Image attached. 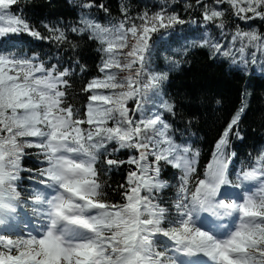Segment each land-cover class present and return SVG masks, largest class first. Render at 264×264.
Listing matches in <instances>:
<instances>
[{"label": "snow or ice", "instance_id": "snow-or-ice-1", "mask_svg": "<svg viewBox=\"0 0 264 264\" xmlns=\"http://www.w3.org/2000/svg\"><path fill=\"white\" fill-rule=\"evenodd\" d=\"M20 2L0 0V38L27 33L77 48L60 28L45 24L52 35L42 36L13 11ZM195 3L222 37L226 12L245 22L264 20V0H213L227 4L224 10ZM78 6L70 31L96 42L102 54V75L82 88L88 94L83 112L69 101L74 69L0 50V264H264V151L234 178L230 172L229 137L243 138L236 129L246 104L201 173L200 151L177 142L165 119L175 115V103L161 91L167 73L148 70L153 34L185 21L166 8L131 16L122 5V19L102 23L92 9L108 13L103 3ZM199 46L246 67L264 54V34L237 25L228 45L206 33ZM29 149L37 150L41 167L29 177L39 186L24 198L18 182L33 171L22 166ZM123 150L132 153L127 160L113 158ZM125 164L132 167L118 186L122 202H113L103 176ZM165 167L178 174L170 207L162 197L172 186L162 177ZM29 210L35 220L5 231Z\"/></svg>", "mask_w": 264, "mask_h": 264}, {"label": "trees", "instance_id": "trees-1", "mask_svg": "<svg viewBox=\"0 0 264 264\" xmlns=\"http://www.w3.org/2000/svg\"><path fill=\"white\" fill-rule=\"evenodd\" d=\"M94 2L103 3L109 10L105 13L99 8L92 9L93 17L102 23H107L109 19H122V5H127L131 16L145 11L155 13L161 8H166L168 13L178 14L185 21L184 24H177L153 34L150 41L152 50L148 70L167 73V80L163 82L161 91L164 99L175 103V115L165 113V119L172 125L177 142L189 144L193 149L200 151L199 171L202 173L204 165L211 158L215 143L230 119L242 104H246L236 129L243 138H237L235 135L229 137L228 151L235 153L230 164V172L234 178L241 169L252 165L254 158L264 151V64L261 63L264 61V54L257 53V62L248 63L245 67L233 64L231 59L222 55H213L211 49L200 47L199 42L207 33L213 41L228 45L237 25L244 30L252 28L264 34V20L257 18L245 22L231 16L230 11L226 12L224 19L228 35L222 37L217 28L204 21L203 8L196 5L195 0H94ZM204 2L217 10L229 8L227 4H214L213 0ZM80 3L81 0H21L18 6L13 7L17 15L25 18L44 37L52 35L44 27L45 24L64 30L71 43L78 45L76 49L73 50L68 43L58 44L51 39L41 40L21 33L0 38V50L11 48L29 56L34 55L45 64L59 60L62 67L74 69L70 77L72 87L69 90V101L83 112L88 94L83 92L82 88L93 77L102 75L98 70L102 54L96 50L98 47L96 42L78 37L70 31V26L76 25L81 15L78 6ZM76 60L79 61V65L75 63ZM80 65L85 68L83 72L80 71ZM129 106H133V102H129ZM146 107L155 110L152 104ZM137 115L139 116V113ZM28 151L31 154L24 157L22 166L33 171L22 172L21 180L18 182L24 198H27L32 186L36 185V181L29 177L34 176L35 170L41 167V158L37 155V150ZM130 155H132L130 151L123 150L114 153L113 158L127 160ZM131 167L125 164L105 173L103 179L109 185L108 199L122 202L118 186L124 183ZM177 175V171L171 167H165L162 173V177L172 185L162 193L163 200L169 207L170 200L175 197Z\"/></svg>", "mask_w": 264, "mask_h": 264}, {"label": "rangeland", "instance_id": "rangeland-1", "mask_svg": "<svg viewBox=\"0 0 264 264\" xmlns=\"http://www.w3.org/2000/svg\"><path fill=\"white\" fill-rule=\"evenodd\" d=\"M208 222V221H207ZM209 224V223H208Z\"/></svg>", "mask_w": 264, "mask_h": 264}]
</instances>
